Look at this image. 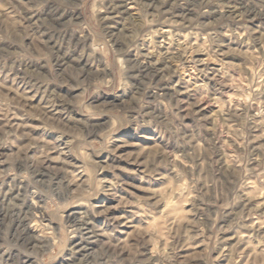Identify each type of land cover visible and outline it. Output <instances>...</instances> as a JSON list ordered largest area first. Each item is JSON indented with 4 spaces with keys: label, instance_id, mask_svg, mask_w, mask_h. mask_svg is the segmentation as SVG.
I'll use <instances>...</instances> for the list:
<instances>
[{
    "label": "rangeland",
    "instance_id": "rangeland-1",
    "mask_svg": "<svg viewBox=\"0 0 264 264\" xmlns=\"http://www.w3.org/2000/svg\"><path fill=\"white\" fill-rule=\"evenodd\" d=\"M0 264H264V0H0Z\"/></svg>",
    "mask_w": 264,
    "mask_h": 264
}]
</instances>
